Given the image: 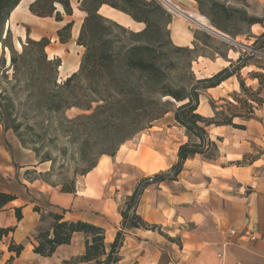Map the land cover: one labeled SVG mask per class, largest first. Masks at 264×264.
I'll return each mask as SVG.
<instances>
[{"label":"crops","instance_id":"1","mask_svg":"<svg viewBox=\"0 0 264 264\" xmlns=\"http://www.w3.org/2000/svg\"><path fill=\"white\" fill-rule=\"evenodd\" d=\"M33 1L22 0L10 14L8 23L14 20L21 24L17 36L20 40L23 35V40L28 37L38 41L47 34L42 21L51 17L31 14L29 5ZM104 7L98 11L101 16V9L109 11ZM115 11H110L116 16L114 21L118 22V16L132 21ZM77 12L82 17L86 15L81 10ZM118 23L129 27L135 22ZM258 28L256 24L251 27L254 32ZM59 29L55 28V35H51L54 44L51 53L53 58L60 59L58 72L64 79L79 69L77 54L83 47L75 46L80 24L76 26L73 22L66 43L58 40ZM173 32L180 40L185 39L176 30ZM73 45L77 48L75 56L69 54ZM230 53L224 58L215 56L213 60L199 56L196 66L202 68L198 70V79L209 78L227 67L237 57ZM239 90V82L232 77L207 88L199 96L195 112L211 118V104L230 100ZM259 96L264 99V87ZM159 120L158 125L141 133L136 143L130 141L135 149L126 142L113 157L108 156V161L100 164L99 159L76 183L74 193H62L57 187L24 179V172L38 162L30 151L21 147L11 130L3 131L0 127L8 138V146L1 147L0 192L16 197L0 209V229L6 230L0 236V264H73L85 254L86 236L81 232L73 233L70 243L58 246L51 256L34 253L37 234L52 230L54 221L47 216L49 212L61 215L64 221H83L102 228L106 252L121 231L124 238L118 264H264V103L254 109L253 119L243 123L233 121L243 125V129L209 125L204 138L200 133L188 132L167 116ZM204 139L210 148L201 152L196 146ZM183 145L194 152L181 163L178 174L147 184L137 197L135 214L156 229L124 227L121 212L128 200L149 177L170 174V169L179 163V148ZM212 149L214 156L207 157ZM43 168L40 164L33 169L41 172ZM35 207L40 212L34 211ZM17 208L20 219L16 217ZM231 230H235V236H230ZM10 245L23 249L17 255L9 251ZM221 252L224 256L219 258Z\"/></svg>","mask_w":264,"mask_h":264},{"label":"trees","instance_id":"2","mask_svg":"<svg viewBox=\"0 0 264 264\" xmlns=\"http://www.w3.org/2000/svg\"><path fill=\"white\" fill-rule=\"evenodd\" d=\"M21 1L0 0V45L10 51V67L13 71L12 77L9 78L8 71L4 69V60H0V126L4 131L11 130L22 146L25 145V132L22 131V126L28 120L27 113L31 109L47 119L56 118L59 120L67 110L78 108L90 111L93 104H96L92 114L82 117L91 119L108 109L120 113V116H115L119 123H124V119L130 116L132 119L131 129L118 140V148L139 132L150 128L152 122L161 118V114L166 113L162 109L156 110L160 96H170L176 102H184L179 107L182 113L177 116V121L193 134L204 133L203 127L198 123L206 126L227 125L243 129V125L234 124L233 120L254 118L247 102L238 98L236 101L249 110L248 116L232 109L229 114L215 112L214 118H204L194 113L198 106L197 90L219 85L223 80H218L209 87L202 86L204 83H211L218 79L227 69L221 70L210 78L198 80L197 85L192 86L191 91L169 88L166 84V70L169 66L162 65L158 60L165 55L164 52L158 50L162 48L158 37L162 30L166 31V25L160 26L156 20L161 17L165 24L169 23L170 13L158 0H81L80 10L85 12L86 16L81 25L77 45L82 46L85 52L81 57L79 69L61 82L57 80L61 61L59 58H48L45 52L49 45L47 38H41L38 41L27 38L26 45H22L20 54H17L11 45H6L11 31L5 30V24ZM55 5H60L67 16H72L73 9L69 0H35L30 4L29 11L37 17H52L55 13L56 20L61 21L60 12L56 11ZM103 5L127 15L136 23H143L145 27L140 31H133L101 16L98 11ZM211 7L225 16L232 12L231 9L217 2H213ZM200 13L201 16L209 19L212 26L221 29L211 14L201 10ZM246 21L251 24L257 22L252 18H247ZM72 25L73 22H69L57 31L58 40L61 43H66L69 40ZM63 33H67V36H63ZM183 49L185 48H177V50ZM22 64L27 66L26 71L23 70ZM240 87H242L241 84ZM253 101L260 105L264 103V100L259 98H254ZM32 113L34 112L32 111ZM33 115L35 120L36 116ZM142 116H145V120L134 121ZM217 117H220V120H217ZM21 118L23 122L20 121ZM25 131L33 132L34 130L26 124ZM118 148L108 156L113 157ZM34 152L37 156L38 150L35 149ZM193 152L194 150L189 149L187 145L181 146L179 148L181 161L171 168L172 176L159 173L154 178L162 181L175 177L180 170L181 163L188 154ZM94 167L95 165H92L81 175H86ZM146 181L142 182L145 186L147 185ZM137 191L138 189L133 196L137 194ZM60 192L74 193V183L64 185ZM15 199L16 197L12 194L0 192V209ZM131 204L132 198L128 200L125 209L121 212L123 226L156 229V227L143 222L135 214V209L130 211ZM15 211L17 219H20V208ZM34 211L40 212V209L35 207ZM47 216L54 221L52 230L40 231L37 234L34 253L44 257L51 256L58 246L70 243L73 233L81 232L86 236L85 254L76 259L73 264L75 262L118 264V252L124 238L121 231L116 234L109 251L106 252L102 228L83 221H64L61 215L53 212H49ZM4 232L6 230L0 229V236ZM22 249V246H9V251H14L17 255Z\"/></svg>","mask_w":264,"mask_h":264},{"label":"rangeland","instance_id":"3","mask_svg":"<svg viewBox=\"0 0 264 264\" xmlns=\"http://www.w3.org/2000/svg\"><path fill=\"white\" fill-rule=\"evenodd\" d=\"M69 1L73 9L72 16H67L60 5H55L56 11L59 10L62 12L60 13V19L62 20L57 21L56 14L53 13L51 19L42 21L45 24L42 26L47 31L46 36L42 38H47L49 40V45L45 49L47 56H49L51 52L54 51V44H52L51 35H55L53 34L55 33V28L61 29L69 22H74L76 23V26H79L80 24L81 29V25L86 16L85 15L82 17V15L77 12V10H80L81 0ZM169 1L173 5L177 6L181 11H190L199 14V17L203 16H201L200 10L204 13L211 14L213 19L219 23L221 29H217L212 26L209 19L204 16L207 19L208 25H211L218 31L226 34L230 39L249 49L231 44L224 39L208 33L190 20L170 11L159 1L170 13L169 23L165 24L164 19L161 17L157 18L156 20L157 24L160 26L166 25V31L162 30L160 36L158 37V42L162 46V48L158 50L165 53V55L161 56L158 60L162 65L169 66L166 70V84L171 90L184 89L186 91H191L192 86L197 85V81L201 80L198 79L200 76V72H198V70L202 67L196 66L198 57L206 56L213 60L215 56L224 58L226 57V53L231 51L233 53H230L231 56L237 57L236 59L229 61V65L224 68L227 70L223 72L218 79L212 81L211 83H204L202 86L209 87L218 80L227 81L232 77L236 78L239 82V86L241 84L242 87H240L238 94L232 95L230 100L225 99L223 102H216V104L213 102L211 104L213 109V116L211 118H214L215 112L229 114L230 109L236 111L237 113L244 114V116H248L249 110H247L246 106L238 103L236 98L247 102L248 106L251 108L250 112L253 113L254 117V109H257L260 106V104L253 101L254 98L264 100L259 96L260 90L264 87V0H194V2L186 4L182 3L181 0ZM213 2L223 4L226 8L231 9L232 12H230L228 16L223 15L221 12L216 11L211 7ZM21 8L22 7H20V9ZM120 18L123 19L122 22H125L122 23ZM120 18L117 20L118 22L122 24H128V18L123 16ZM247 18H252L257 21L255 23L259 26L257 32L252 31L251 27L255 24L248 23L246 21ZM111 21L116 22L114 20ZM118 22L116 23L119 24ZM20 25L21 24L19 22L16 23L14 20L10 21L11 34L6 40V45H11L17 54L22 52V45H26L27 41V39L20 40L17 37L18 28ZM144 27L145 25L143 23L135 22L130 23L129 27L126 28H129L133 31H140ZM5 30H7L6 24ZM173 30H176L177 33L183 35L185 39L180 40L174 34ZM29 31L30 28H27L28 33ZM63 36H67V33H63ZM17 42L21 43V47L17 46ZM76 45L77 40L75 46ZM75 46L73 45L71 47V53L68 51L71 56H75V50L77 49ZM179 47L185 49L177 50ZM84 52L85 49L83 48L82 52L77 54L80 61ZM9 58L10 51L7 48H2V46H0V60H4V69L8 71V76L11 78L13 71L10 67ZM22 66L24 68L23 70L26 71L27 66L25 64H22ZM60 75L58 72V82L65 80L62 79ZM205 89L207 88H199L197 90L198 103L199 96L202 95ZM158 103L159 105L156 107V110L162 109V111H166L165 114H161V118L167 116V118H171L179 123L177 121V116L181 115L182 113L179 107L184 102H176L170 96H160L158 97ZM95 107L96 104H93L90 111L72 108L67 110L64 116L62 115L61 119L59 120L56 118L47 119V117L37 114L38 112L32 109L28 111V120L25 121L22 126V131L25 132V145L22 146L21 143L20 145L24 150L30 151L35 156L38 164L30 166V168L24 172V179H26L28 182H34L38 180L52 187L56 186L59 190L64 185L72 182L74 183L75 187L76 183L85 176L81 175L83 171L87 170L92 165L96 166L99 159H101L100 164L108 161V154L118 148V140L125 136L126 133L131 129L130 124L132 119L129 116L124 119V123H119V121L117 122L115 116H120V113L112 109L101 112L91 119H85L82 117L92 114ZM32 111L34 113H32ZM194 113L197 114L196 112ZM32 114L36 116V121L33 119ZM159 119L152 122L150 128L152 126L158 125L160 121ZM216 119L220 120V117H217ZM137 120L143 121L145 120V116H142L138 119L136 118L134 121L137 122ZM20 121L23 122L22 118ZM233 121L236 123H243L245 120L237 118ZM26 124L31 126L34 131H25ZM198 125L203 127L205 133L206 125L202 123H198ZM147 129L148 128L139 132L130 140L126 141L129 142L132 149H135V146H133L130 141H132L133 144L136 143V138L141 133H145ZM2 130L0 129V155L1 147L5 148V146H8V138L6 137L7 135L3 132L4 130ZM204 133L202 134L204 135ZM202 143L198 145V149H200L199 151H207L210 148V143L207 149H201ZM35 149L38 150L37 156L34 152ZM206 156H214V150L212 149L206 154ZM180 161L181 160L179 157V163ZM179 163H176V165ZM40 164L44 165V168L41 169L42 171H35L33 168H36ZM172 174L173 171L170 169V175L172 176ZM149 178H153L152 182H148ZM149 178L146 179L147 184L156 181L154 176ZM143 185L144 184L142 183L138 188L137 194L132 197V203L135 201L136 204L137 197L145 186Z\"/></svg>","mask_w":264,"mask_h":264},{"label":"water","instance_id":"4","mask_svg":"<svg viewBox=\"0 0 264 264\" xmlns=\"http://www.w3.org/2000/svg\"><path fill=\"white\" fill-rule=\"evenodd\" d=\"M166 8H168L170 11L190 20L191 22L195 23L197 26H199L200 28L204 29L205 31H207L208 33L215 35L221 39L227 40L228 42H230L231 44L234 45H238L241 46L243 48L249 49L241 44H238L237 42H235L234 40L227 38V37H223V33L218 31L217 29H215L214 27H212L211 25H205V24H201L200 22H197V20H195V18L190 15L187 14L186 12L181 11L177 6L173 5L169 0H159Z\"/></svg>","mask_w":264,"mask_h":264},{"label":"bare ground","instance_id":"5","mask_svg":"<svg viewBox=\"0 0 264 264\" xmlns=\"http://www.w3.org/2000/svg\"><path fill=\"white\" fill-rule=\"evenodd\" d=\"M18 8V7H17ZM104 8H108V10L109 11H107V10H104V9H101V13L103 14V16H106V17H108V18H111V19H113V20H115L116 19V16L115 15H113L112 13H110V11H114L112 8H109V7H106V5H105V7ZM16 9V8H15ZM116 12V11H115ZM192 13V12H191ZM195 14V13H194ZM123 15V14H122ZM13 17H14V14L12 15ZM194 18H195V20H197V22H200L201 24H205V25H207V20L202 16V17H199L198 15H192ZM121 17V16H120ZM120 17H118V19L120 18ZM12 18V17H11ZM120 20H121V22H122V20L123 19H121L120 18ZM9 21H7V23H6V28H7V30L9 29L10 30V23H8ZM125 22V21H124ZM124 22H122V23H124ZM130 22H133V21H130ZM129 23V22H128ZM179 32V31H178ZM185 35V34H184ZM223 37H227V38H229L227 35H225V34H223L222 35ZM23 38H24V36L22 35V40H23ZM227 41V40H226ZM1 46V45H0ZM17 46L18 47H21V43L20 42H17ZM48 58L49 59H52L53 58V55H52V53L48 56ZM9 60H10V58H9ZM226 68V67H225ZM67 77H65L64 79H66ZM179 103H182V102H179Z\"/></svg>","mask_w":264,"mask_h":264},{"label":"built area","instance_id":"6","mask_svg":"<svg viewBox=\"0 0 264 264\" xmlns=\"http://www.w3.org/2000/svg\"><path fill=\"white\" fill-rule=\"evenodd\" d=\"M202 135V137L204 138V135L202 133H200ZM208 145H209V142L204 139L202 145H201V149H207L208 148ZM153 178H149L148 179V182H152ZM134 204H135V201H133L132 205H131V209L130 211H133L134 210ZM236 232L235 230H231L230 231V236H235ZM251 240H254V238H251ZM226 245V244H225ZM225 245L223 247H225ZM224 256V253L221 252L220 254H218V257L219 258H222ZM237 264H243V263H237Z\"/></svg>","mask_w":264,"mask_h":264}]
</instances>
